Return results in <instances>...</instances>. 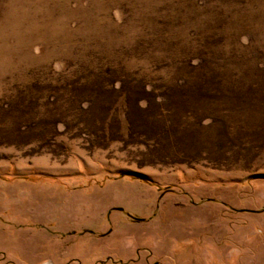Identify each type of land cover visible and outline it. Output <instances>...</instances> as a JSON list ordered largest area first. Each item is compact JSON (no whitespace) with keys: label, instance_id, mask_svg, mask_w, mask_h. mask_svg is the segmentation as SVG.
<instances>
[{"label":"rangeland","instance_id":"rangeland-1","mask_svg":"<svg viewBox=\"0 0 264 264\" xmlns=\"http://www.w3.org/2000/svg\"><path fill=\"white\" fill-rule=\"evenodd\" d=\"M0 264H264V0H0Z\"/></svg>","mask_w":264,"mask_h":264},{"label":"trees","instance_id":"trees-1","mask_svg":"<svg viewBox=\"0 0 264 264\" xmlns=\"http://www.w3.org/2000/svg\"><path fill=\"white\" fill-rule=\"evenodd\" d=\"M108 73H109V71H108ZM111 74V77H113V73H109V75ZM195 74V73H194ZM123 83V82H122ZM125 84V83H124ZM188 86V85H187ZM183 87L182 88V90H181V92H180V90H179V88L173 93V95H195V93H198L199 91H198V89H194V85L192 86V87H190V86H188V87ZM124 87V89L123 90H121V95H125V91L127 92V90H126V87H127V85H124L123 86ZM206 88H207V85H204V91L206 90ZM209 88V87H208ZM107 92H106V89H105V87L104 86H102V87H99L97 90H94L93 92H92V94L91 95H105ZM163 94V93H162ZM161 94V95H162ZM164 95H171V93H166V94H164Z\"/></svg>","mask_w":264,"mask_h":264}]
</instances>
